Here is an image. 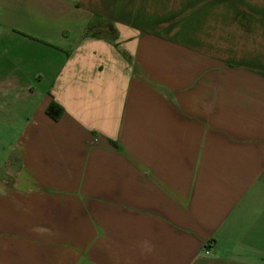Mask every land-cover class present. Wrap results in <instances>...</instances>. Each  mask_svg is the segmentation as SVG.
I'll list each match as a JSON object with an SVG mask.
<instances>
[{
    "label": "crops",
    "instance_id": "crops-1",
    "mask_svg": "<svg viewBox=\"0 0 264 264\" xmlns=\"http://www.w3.org/2000/svg\"><path fill=\"white\" fill-rule=\"evenodd\" d=\"M1 114L0 264H264V0H0Z\"/></svg>",
    "mask_w": 264,
    "mask_h": 264
},
{
    "label": "rangeland",
    "instance_id": "rangeland-1",
    "mask_svg": "<svg viewBox=\"0 0 264 264\" xmlns=\"http://www.w3.org/2000/svg\"><path fill=\"white\" fill-rule=\"evenodd\" d=\"M8 116L1 114L0 115V168L2 167L5 159H10V163L16 167L19 149L16 148V144L18 141V134L14 132V134L10 131L11 123ZM10 168V167H9ZM1 180L5 182V184L9 187L13 185L15 179V172L13 170H8L6 168L5 171L0 170Z\"/></svg>",
    "mask_w": 264,
    "mask_h": 264
},
{
    "label": "trees",
    "instance_id": "trees-1",
    "mask_svg": "<svg viewBox=\"0 0 264 264\" xmlns=\"http://www.w3.org/2000/svg\"><path fill=\"white\" fill-rule=\"evenodd\" d=\"M85 37H104L108 40H111L112 43H115L116 32L111 22L99 16H94L88 25V28L85 32ZM47 114L54 120H58L64 114V109L57 102L52 101L47 109Z\"/></svg>",
    "mask_w": 264,
    "mask_h": 264
},
{
    "label": "built area",
    "instance_id": "built-area-1",
    "mask_svg": "<svg viewBox=\"0 0 264 264\" xmlns=\"http://www.w3.org/2000/svg\"><path fill=\"white\" fill-rule=\"evenodd\" d=\"M206 253L208 254L209 252L207 251Z\"/></svg>",
    "mask_w": 264,
    "mask_h": 264
}]
</instances>
